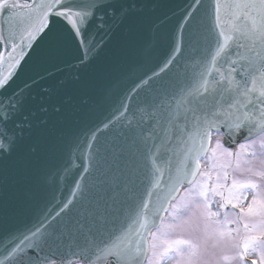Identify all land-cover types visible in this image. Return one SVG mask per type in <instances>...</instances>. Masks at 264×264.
Returning <instances> with one entry per match:
<instances>
[{"label":"water","instance_id":"1","mask_svg":"<svg viewBox=\"0 0 264 264\" xmlns=\"http://www.w3.org/2000/svg\"><path fill=\"white\" fill-rule=\"evenodd\" d=\"M15 2L32 7L14 10L25 23L12 29V39L8 15L0 13V77L11 73L0 88V140L11 143L0 150V261L27 264L32 249L8 253L40 228L32 242L57 264H87L79 257L92 255L93 240L125 230L131 247L140 249L130 264H142L151 229L180 185L193 181L209 145L205 141L201 151L199 139L185 142L183 109H177L214 50L215 0H64L76 8L115 7L97 10L85 37L74 36L65 22L55 45L39 35L21 39L24 14L48 0ZM85 38L94 49L88 53ZM227 51L232 60L243 53L234 42ZM218 66L227 72L223 58ZM208 79L219 77L213 71ZM219 131L228 147L246 140V131L231 139L223 126ZM153 144L159 146V171L149 159ZM141 203L147 204V229L133 223Z\"/></svg>","mask_w":264,"mask_h":264},{"label":"snow or ice","instance_id":"2","mask_svg":"<svg viewBox=\"0 0 264 264\" xmlns=\"http://www.w3.org/2000/svg\"><path fill=\"white\" fill-rule=\"evenodd\" d=\"M31 7L28 4H18L15 0H0V13H7L8 15L9 39L14 36L12 29L25 23L24 19H18L20 14L14 10ZM57 7L59 10H56ZM114 7L112 3H93L76 8L66 4L64 0H48V2L41 3L24 14L28 24L24 28L21 39L23 40L26 36L29 41H32L37 39L39 35V40H46L55 45L61 39V26L65 22L71 26L74 36L85 37L86 26L92 19L96 18V11L101 8L112 10ZM214 8L216 28L219 29L214 50L209 54L204 71L200 73V79L180 98L177 109L178 113L180 109H183L184 130L182 135L186 137L185 142L191 141L195 144L196 140L199 139L201 151L205 148V141L210 140L211 130L219 131L221 126L225 128L229 139L233 134L246 131L245 139L247 140L255 131H264V0H215ZM125 11V9H121L122 14ZM0 39H4V37L0 36ZM229 42H234L238 50L243 49L242 54L239 51L236 52L237 59L235 60L230 59L227 51ZM82 43L85 45L86 53L94 50L89 39H83ZM31 46L29 44V47ZM15 47L16 45L13 44V48ZM23 57L24 53L21 52L14 63L19 64ZM2 58L0 56V59ZM222 58L227 64V72L222 71L221 67L218 66V62ZM238 61L245 63L239 64ZM168 63H171V60ZM12 66L10 65V67ZM213 71L216 72L219 79H208ZM238 71L241 75L240 79L236 77ZM10 78L11 73L9 76L0 77V88H5ZM189 114H191L190 120ZM5 118H7V113ZM180 118L179 115L174 117L177 120ZM148 119H151V115L148 116ZM175 134L176 125L174 124L173 135ZM149 138H151V133L147 134L144 142L147 143ZM261 143L264 145V141ZM217 146H219V141ZM246 147L247 145H241V148ZM10 149L11 143L0 140V150ZM148 151L151 153L149 159L152 160L153 167L159 171L156 163L160 159L157 154L159 146L153 144L148 148ZM237 186L253 189L257 187L251 181L241 185H237L234 181L233 187ZM255 203L256 197L254 196L253 204ZM145 208H147V204L141 203L137 219L133 223L147 229L149 227L148 220L143 214ZM240 211L243 212L244 209L241 208ZM248 211L249 213L253 212V205H249ZM168 227H173V225H168ZM40 234L41 229L37 228L31 232L30 236H24L20 243L8 253V256H13L17 252L27 255L25 248H28L32 249L35 255H27V264H57L53 255L43 254V248L32 242L38 239ZM153 237H156L155 233H153ZM256 239V237H250L249 241L255 242ZM26 241H28L27 244H25ZM164 243L167 244V247L163 249V252H154L157 257V264L169 253L184 260L185 264H196L197 245L190 240L177 239ZM178 245H187L188 250L185 251L177 247ZM91 247L92 255L85 253L79 257V259L87 261V264H130L132 260L136 259V254L140 252L138 247H131L128 230L119 235L110 233L106 238L93 240ZM152 247L155 249L156 245L153 244ZM248 247L249 243L246 242L244 244L245 250ZM224 259L230 258L224 257ZM0 264L3 262L0 261ZM60 264H75V260L68 262L61 260Z\"/></svg>","mask_w":264,"mask_h":264},{"label":"rangeland","instance_id":"3","mask_svg":"<svg viewBox=\"0 0 264 264\" xmlns=\"http://www.w3.org/2000/svg\"><path fill=\"white\" fill-rule=\"evenodd\" d=\"M261 141H264V132L251 141L239 144L234 153L223 145L221 133L213 134L211 148L201 160L197 179L182 189L161 227L152 232V254L146 264H157L154 252H163L167 247L165 241L177 239L190 240L197 245L196 264L243 263L238 250L240 240L248 241L247 236L252 233L264 235V145ZM241 145L247 147L241 148ZM234 181L237 185L251 181L257 187H233ZM230 205L244 211L237 215L236 209ZM249 205H253L252 213L248 211ZM255 243L264 246V243ZM177 247L188 250L187 245ZM254 252L246 251L254 258L255 264H264V249ZM178 261L185 264L184 260L169 253L158 264H178Z\"/></svg>","mask_w":264,"mask_h":264}]
</instances>
